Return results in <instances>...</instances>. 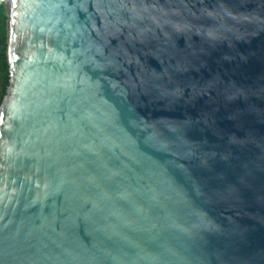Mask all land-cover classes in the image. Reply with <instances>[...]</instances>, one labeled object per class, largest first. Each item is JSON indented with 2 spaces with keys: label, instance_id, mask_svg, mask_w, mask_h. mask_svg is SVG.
I'll use <instances>...</instances> for the list:
<instances>
[{
  "label": "water",
  "instance_id": "obj_1",
  "mask_svg": "<svg viewBox=\"0 0 264 264\" xmlns=\"http://www.w3.org/2000/svg\"><path fill=\"white\" fill-rule=\"evenodd\" d=\"M0 264H264V0H6Z\"/></svg>",
  "mask_w": 264,
  "mask_h": 264
},
{
  "label": "trees",
  "instance_id": "obj_2",
  "mask_svg": "<svg viewBox=\"0 0 264 264\" xmlns=\"http://www.w3.org/2000/svg\"><path fill=\"white\" fill-rule=\"evenodd\" d=\"M10 81L9 16L6 0H0V108L7 96Z\"/></svg>",
  "mask_w": 264,
  "mask_h": 264
}]
</instances>
